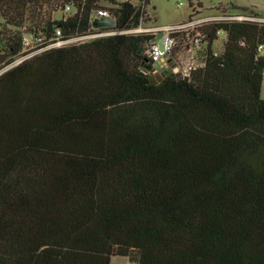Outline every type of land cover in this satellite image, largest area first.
<instances>
[{
	"label": "trees",
	"instance_id": "trees-1",
	"mask_svg": "<svg viewBox=\"0 0 264 264\" xmlns=\"http://www.w3.org/2000/svg\"><path fill=\"white\" fill-rule=\"evenodd\" d=\"M148 6L0 0V68L24 33L129 30ZM100 8L114 26H92ZM202 30L189 77L143 66L149 32L52 46L0 73V264H264V21Z\"/></svg>",
	"mask_w": 264,
	"mask_h": 264
},
{
	"label": "built area",
	"instance_id": "built-area-1",
	"mask_svg": "<svg viewBox=\"0 0 264 264\" xmlns=\"http://www.w3.org/2000/svg\"><path fill=\"white\" fill-rule=\"evenodd\" d=\"M131 2L134 6L142 5L146 0H125ZM182 2L178 1L177 5ZM66 11L71 10L70 6L65 7ZM95 17H112L106 8H100L92 13L90 23ZM220 20H259L264 21L263 18L253 17L246 12L228 13L222 12L212 15H195L191 14L186 22L175 25H145L140 22L136 27L129 30H102L97 33H90L83 36L73 37L69 39H61L60 31L56 30L55 37L51 42H45L41 37H35L30 33L22 36L21 51L7 64L0 68V73L13 65L33 56L52 46H60L71 42H79L89 38L113 34L116 32H149L153 38L145 44L144 53L147 60L155 63L161 59H165V63H169L170 72L177 73L180 77H189L193 70L200 67L204 63L203 53L207 45L206 35L202 30L203 26L212 21ZM161 33L160 37H156L157 33ZM221 33H218V35ZM218 38V37H217ZM213 40L212 45L215 41ZM260 52L264 51V44L258 46ZM217 51H215L216 53ZM152 72L156 73L158 70L156 66L152 65Z\"/></svg>",
	"mask_w": 264,
	"mask_h": 264
},
{
	"label": "rangeland",
	"instance_id": "rangeland-1",
	"mask_svg": "<svg viewBox=\"0 0 264 264\" xmlns=\"http://www.w3.org/2000/svg\"><path fill=\"white\" fill-rule=\"evenodd\" d=\"M181 1V5L177 2ZM106 5H108L106 3ZM241 10L253 11L264 19V0H149L148 21L145 25H175L186 22L191 14L212 15L222 12L237 13ZM62 15L60 11L53 13V17L59 18ZM26 34V33H24ZM23 34V35H24ZM32 35V34H31ZM34 36V35H33ZM36 37V36H35ZM224 34L218 35L213 45V49L219 52L222 48ZM264 55V51L262 52ZM155 78H159L155 75ZM264 94V70L262 95ZM111 264H135L127 256H111Z\"/></svg>",
	"mask_w": 264,
	"mask_h": 264
},
{
	"label": "water",
	"instance_id": "water-1",
	"mask_svg": "<svg viewBox=\"0 0 264 264\" xmlns=\"http://www.w3.org/2000/svg\"><path fill=\"white\" fill-rule=\"evenodd\" d=\"M92 26L95 27V28H98V27H112L114 26L115 24V20L113 17H95L92 19ZM161 36V33H157L156 37H160ZM163 60H159L158 62H155V63H152L150 61H148L147 59H145L144 61V64L143 66L146 68V69H151L152 65L154 66H160L162 63H163ZM171 69H167L166 73L170 72Z\"/></svg>",
	"mask_w": 264,
	"mask_h": 264
},
{
	"label": "crops",
	"instance_id": "crops-1",
	"mask_svg": "<svg viewBox=\"0 0 264 264\" xmlns=\"http://www.w3.org/2000/svg\"><path fill=\"white\" fill-rule=\"evenodd\" d=\"M165 62H166V60L164 59L163 63L160 66H156V68L158 70L156 72V74H159L160 76H163L164 74H166L167 69H169V67H168L169 63H165Z\"/></svg>",
	"mask_w": 264,
	"mask_h": 264
}]
</instances>
